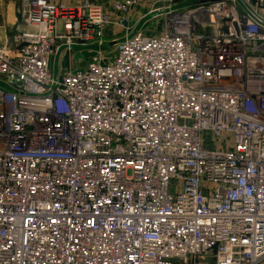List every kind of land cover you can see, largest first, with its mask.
Here are the masks:
<instances>
[{
	"label": "built area",
	"instance_id": "1",
	"mask_svg": "<svg viewBox=\"0 0 264 264\" xmlns=\"http://www.w3.org/2000/svg\"><path fill=\"white\" fill-rule=\"evenodd\" d=\"M139 2L18 0L0 264H264V0L152 8L157 35L52 73Z\"/></svg>",
	"mask_w": 264,
	"mask_h": 264
},
{
	"label": "rangeland",
	"instance_id": "2",
	"mask_svg": "<svg viewBox=\"0 0 264 264\" xmlns=\"http://www.w3.org/2000/svg\"><path fill=\"white\" fill-rule=\"evenodd\" d=\"M163 8V7H160ZM178 9V7H176ZM132 14H134L132 12ZM134 16V15H133ZM161 22H163V16H156L149 18V14H145L143 16L132 17L128 22H124L122 25L117 26L115 28L107 27L104 30V38L102 40L101 45L110 43L112 41H116L121 39L124 35L131 34H154L157 35L161 30ZM111 28L114 30L112 34L106 36V31ZM17 31H24L21 25L8 34L7 46L11 47L14 44V37L17 34ZM199 34V31H197ZM98 46L95 42L88 43L86 48H73L71 54L69 56H63V54H59L55 63L54 71L55 73H60L64 68V65H70L72 68H78L85 65V63L91 61L93 58L97 56L98 53H101V56L110 57L113 53V47L108 50H98L96 48ZM104 55V56H103ZM54 60V59H53ZM54 65V62H53ZM211 258V254H209L204 262V264H212L209 259Z\"/></svg>",
	"mask_w": 264,
	"mask_h": 264
},
{
	"label": "crops",
	"instance_id": "3",
	"mask_svg": "<svg viewBox=\"0 0 264 264\" xmlns=\"http://www.w3.org/2000/svg\"><path fill=\"white\" fill-rule=\"evenodd\" d=\"M53 4L63 3L65 5H75L77 0H49ZM199 0H140L138 6L133 10L132 17L143 16L152 8H160L166 6H175L180 9H185L189 5L194 4ZM18 0H0V44L7 43L9 32L16 30L19 27L17 15ZM134 15V16H133ZM114 30L109 28L106 31V36L112 34ZM54 59V58H53ZM54 60L51 62V70L56 74L53 66Z\"/></svg>",
	"mask_w": 264,
	"mask_h": 264
},
{
	"label": "water",
	"instance_id": "4",
	"mask_svg": "<svg viewBox=\"0 0 264 264\" xmlns=\"http://www.w3.org/2000/svg\"><path fill=\"white\" fill-rule=\"evenodd\" d=\"M218 1H223V0H199V1L195 2L194 4L189 5L188 7L195 6V5H200V4L218 2ZM159 14H160L159 11L152 12L151 14H149V18L156 17ZM118 41L119 40H116V41H112V42L107 43V44H103V45H100V46H96V48L98 50H108L109 48L113 47ZM59 53H60V51L58 50L57 53H56V55H55V57H54V65H53L54 67H55V63H56V60H57V57H58Z\"/></svg>",
	"mask_w": 264,
	"mask_h": 264
}]
</instances>
